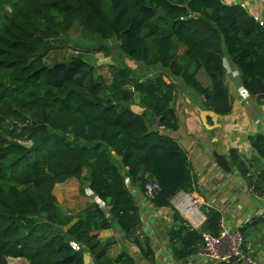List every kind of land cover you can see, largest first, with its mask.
Masks as SVG:
<instances>
[{
  "label": "trees",
  "instance_id": "16d2710c",
  "mask_svg": "<svg viewBox=\"0 0 264 264\" xmlns=\"http://www.w3.org/2000/svg\"><path fill=\"white\" fill-rule=\"evenodd\" d=\"M75 24L101 44L116 42L125 59L162 74L142 79L129 67L109 65L110 79L104 82L79 53L47 64L48 47L62 42ZM224 58L235 67L245 93L263 100L264 28L239 5L0 0V264L16 259L84 264V254L93 264H135L124 251L109 257L111 244L93 234L114 223L150 264L149 240L135 234L141 227L138 195L154 180L159 191L150 204L171 208L170 201L190 194L195 183L185 151L170 136L179 127L174 80L200 97L203 109L226 116L232 99ZM201 71L209 88L197 82ZM135 94L139 112L131 107ZM247 140L254 159L264 162V137ZM228 154L214 155L219 168L246 176L250 164L236 150ZM258 178L264 182V171ZM69 180L84 183L104 209L90 203L77 217L62 210L52 191ZM263 189L253 190L261 195ZM202 212L205 221L195 230L173 210L168 237L176 262L201 250L204 234L218 235L220 215Z\"/></svg>",
  "mask_w": 264,
  "mask_h": 264
},
{
  "label": "crops",
  "instance_id": "0c3cea01",
  "mask_svg": "<svg viewBox=\"0 0 264 264\" xmlns=\"http://www.w3.org/2000/svg\"><path fill=\"white\" fill-rule=\"evenodd\" d=\"M222 1L226 5L244 4L249 15L257 16L264 22V6L254 4L251 0ZM225 61L227 64L224 66ZM223 66L226 67L225 84L232 99L231 112L226 116H218L201 107L200 97H196V101L175 98L173 107L179 127L170 136L185 151L191 164L195 183L193 191L186 195L201 203L200 210L208 208L216 211L220 215L219 223L224 227L239 231L243 238L241 254L264 264V199L259 198L253 190L254 187L264 188L262 178H258L260 171H264V162L254 159L256 154L247 140L256 134L264 137V99L258 101L248 95L242 100L240 95L245 92L235 67L230 61L227 62V58H224ZM189 95L187 93V97ZM135 109L141 111L138 107ZM231 149L236 150L247 165L250 164L251 169L246 176H242L235 168L224 173L217 165L214 155L227 158ZM79 185V182L69 180L55 185L52 191L61 209L73 217H77L90 204L89 197L85 195V184ZM182 194L179 193L177 197ZM175 198L170 201L171 208L155 209L144 195L137 197L141 227L135 234L141 241L144 237L149 240L154 255L150 264H217L201 258L200 250L185 262L179 263L173 259L168 234L172 227L173 210L177 212ZM93 234L100 242L111 244L109 257L114 258L124 251L134 259L135 264H149L137 248L123 238L115 223L111 229L97 230ZM83 262L93 264L88 254L83 255Z\"/></svg>",
  "mask_w": 264,
  "mask_h": 264
},
{
  "label": "rangeland",
  "instance_id": "374dc122",
  "mask_svg": "<svg viewBox=\"0 0 264 264\" xmlns=\"http://www.w3.org/2000/svg\"><path fill=\"white\" fill-rule=\"evenodd\" d=\"M75 24L74 27L66 34L65 37L61 39L62 42L59 44H51L47 51L44 54L43 60L47 64H51L54 61H63L66 58H68L72 54H82L88 59V62L96 69L97 75L100 77V80L104 82H109L110 76L107 72V67L109 65H115L120 67H129L132 70H135L137 74L142 78H148L155 74H162L160 73L158 69L154 68H143L137 63L131 62L124 57H122L117 49V43L114 41H109L105 44H101L94 39L90 38L89 36H86L79 27H76ZM89 43H88V42ZM102 45V46H101ZM101 46L103 49L102 51L98 50V47ZM85 49H90L85 51ZM182 49H180V52ZM179 52V53H180ZM227 62L229 63V60L227 59ZM231 63V62H230ZM226 61L224 66L226 65ZM226 68V67H225ZM197 82L205 88H209V80L205 76V74L201 71L198 72V75L196 76ZM177 87L176 90V98L183 99L184 100H190L195 99L198 97L190 88L185 87L181 85L177 80H174ZM187 93L190 94L189 97H187ZM195 94V97L193 96ZM191 96V97H190ZM138 102L137 94H135L134 99L132 100V109L134 111H138L135 109L136 104ZM149 127H153L155 129V125L153 123L148 124ZM162 131V130H160ZM81 184L79 185V187ZM80 190V188H79ZM86 195V193H85ZM87 196V195H86ZM187 197H190L189 195H186ZM90 203L91 198L89 197ZM202 212V209H201ZM113 256V251L111 253ZM9 264H27L24 260H9Z\"/></svg>",
  "mask_w": 264,
  "mask_h": 264
},
{
  "label": "built area",
  "instance_id": "2783aa9c",
  "mask_svg": "<svg viewBox=\"0 0 264 264\" xmlns=\"http://www.w3.org/2000/svg\"><path fill=\"white\" fill-rule=\"evenodd\" d=\"M251 1L254 4L264 6V0ZM239 6L246 11L244 4H239ZM252 17L260 27L264 28V22L261 19L257 16ZM242 94L240 95L242 100L249 97L246 93L242 92ZM125 182H127V180H125ZM144 190V196L147 199H150L159 191V187L154 180H151L144 186ZM250 191L252 192V189H250ZM85 193L91 198L92 203L96 204L99 208L104 209V204L93 196L88 189L85 190ZM257 196L264 199V191L261 195ZM174 206L186 224L192 229H198L205 221L204 214L200 210V207L202 206L201 203L196 199L187 197L186 194L179 195L178 197L176 196ZM207 210L208 208H205V212H207ZM242 244L243 238L239 231H231L219 223L218 235L212 236L210 234H204L202 236L199 255L201 258L212 260L217 264H260L256 259L241 254L240 250ZM70 245L75 251L80 249L75 243H71Z\"/></svg>",
  "mask_w": 264,
  "mask_h": 264
},
{
  "label": "clouds",
  "instance_id": "9594fccd",
  "mask_svg": "<svg viewBox=\"0 0 264 264\" xmlns=\"http://www.w3.org/2000/svg\"><path fill=\"white\" fill-rule=\"evenodd\" d=\"M245 92V91H244Z\"/></svg>",
  "mask_w": 264,
  "mask_h": 264
}]
</instances>
